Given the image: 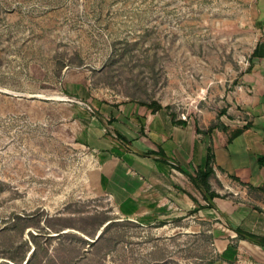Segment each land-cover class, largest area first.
<instances>
[{"label": "rangeland", "instance_id": "rangeland-1", "mask_svg": "<svg viewBox=\"0 0 264 264\" xmlns=\"http://www.w3.org/2000/svg\"><path fill=\"white\" fill-rule=\"evenodd\" d=\"M255 6L0 0V264H264L231 228L226 203L238 189L222 171L214 207L172 171L168 186L207 208L154 223L125 217L92 175L104 102L117 113L156 100L179 119L226 126L228 92L253 55ZM260 220L246 224L261 230Z\"/></svg>", "mask_w": 264, "mask_h": 264}, {"label": "crops", "instance_id": "crops-1", "mask_svg": "<svg viewBox=\"0 0 264 264\" xmlns=\"http://www.w3.org/2000/svg\"><path fill=\"white\" fill-rule=\"evenodd\" d=\"M254 15L253 55L239 85L228 92L226 130L215 128L206 135L197 128L205 131L208 127L189 121L175 123L164 105L152 111L139 103H124L116 105V113L101 104V127L91 129L97 151L92 175L98 190L109 196L125 217L154 223L193 210L198 197L175 182L168 186V176L172 171L187 176L182 171L204 166L211 141L216 174L222 171L238 189L234 190L238 197L226 203L228 221L264 236V229L253 230L246 224L254 216L264 223V197L255 196L254 200L248 193L255 189L264 194V166L258 162V156H264V0H256ZM110 118L113 120L108 123ZM238 129L241 132L232 137ZM115 133L124 135L131 145H125ZM151 150L161 153L145 154ZM176 191L189 198L183 200ZM254 211L259 212L255 215ZM257 247L264 252L263 245Z\"/></svg>", "mask_w": 264, "mask_h": 264}, {"label": "trees", "instance_id": "trees-1", "mask_svg": "<svg viewBox=\"0 0 264 264\" xmlns=\"http://www.w3.org/2000/svg\"><path fill=\"white\" fill-rule=\"evenodd\" d=\"M105 107L108 106L107 103H102ZM140 105L146 106L149 109H152V111H156L159 110L161 108H163V106L156 100H152L150 102H145L142 101L139 103ZM168 111H170V107L166 106L165 107ZM226 111H223V113ZM170 115L172 117V119L174 120L175 123H179V124H186V120L183 119H176L177 115L175 113H173L172 111H170ZM113 119H108V123H111ZM215 128H219L221 130H226V126L224 125H220V124H216V125H212L210 126L207 130H202L197 128V130L199 132H202L204 134H208L211 133ZM241 132L240 129L236 130L232 137L237 136L239 133ZM116 134V138H118L119 140H121L125 145H131V142L122 134L120 133H115ZM158 153H161V150H159L158 152L151 150V151H147L145 154L147 155H156ZM214 161H215V156L213 153V144L210 141L209 145H208V152L206 155V163L204 166H198L194 171L192 172H186V171H182L184 173L187 174L189 180L191 181V183L193 184V186L200 192L202 198L204 199L205 204H207L208 207H214L216 205L215 203V198H219L221 197V195L212 187V182L211 179L216 175V171L214 169ZM258 162L261 166H264V156H258ZM235 180L239 179L237 177H233ZM263 188V187H260ZM196 200V199H194ZM198 202V205L193 209L190 210L191 212H198L203 208H207L206 205H202ZM238 236L239 240H248L254 244H258V245H263L264 246V237L263 236H259L254 232H250V231H246L245 229L239 227V226H234L231 227ZM30 261V260H29ZM29 261L27 263H29Z\"/></svg>", "mask_w": 264, "mask_h": 264}, {"label": "built area", "instance_id": "built-area-1", "mask_svg": "<svg viewBox=\"0 0 264 264\" xmlns=\"http://www.w3.org/2000/svg\"><path fill=\"white\" fill-rule=\"evenodd\" d=\"M182 118H183V119H186V116L182 115Z\"/></svg>", "mask_w": 264, "mask_h": 264}]
</instances>
